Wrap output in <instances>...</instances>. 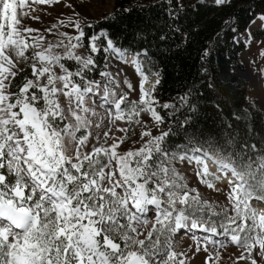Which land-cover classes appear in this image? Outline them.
Listing matches in <instances>:
<instances>
[{"label": "snow or ice", "instance_id": "6c2138e0", "mask_svg": "<svg viewBox=\"0 0 264 264\" xmlns=\"http://www.w3.org/2000/svg\"><path fill=\"white\" fill-rule=\"evenodd\" d=\"M88 9L0 0V264H264V6Z\"/></svg>", "mask_w": 264, "mask_h": 264}, {"label": "rangeland", "instance_id": "374dc122", "mask_svg": "<svg viewBox=\"0 0 264 264\" xmlns=\"http://www.w3.org/2000/svg\"><path fill=\"white\" fill-rule=\"evenodd\" d=\"M115 0H77V2H85L89 4V12L100 18L102 14L108 12L112 9ZM79 10V9H78ZM38 26V25H36ZM258 56L259 53L257 52ZM241 56L246 57L243 62V69L237 70V75L247 82L249 92L248 94L256 99L264 98V82L259 81L255 75L252 74L248 60L253 57L249 55L247 51L241 52ZM198 234V233H197ZM181 245L185 246L186 243L190 242L188 239V235H182L181 237ZM253 258H257L254 257ZM222 264H231V260L228 258V255L222 251L221 253ZM197 264H199V258H197ZM257 264H260L259 259L257 258Z\"/></svg>", "mask_w": 264, "mask_h": 264}, {"label": "trees", "instance_id": "16d2710c", "mask_svg": "<svg viewBox=\"0 0 264 264\" xmlns=\"http://www.w3.org/2000/svg\"><path fill=\"white\" fill-rule=\"evenodd\" d=\"M127 3H128V0H115L113 5H115V7L117 9H119L120 6H121V4H123L124 6H127ZM256 4H257V6H264V4H262V0H256ZM211 15H212L211 13L208 14L209 17H211ZM98 22L101 23V24L106 23V21H104L101 17L98 20ZM201 27H203V25H201ZM208 35H209V32L207 30H205L204 32H202L201 36L197 37L196 39L197 40H200V41H203V40H206L207 39ZM256 36L259 38L260 37V33L257 32L256 33ZM192 57H193V59L195 58V45H194V48H193V51H192ZM239 60H240V56H237L235 58V60H234V64L236 65V70H242L243 69V66H241L239 63H237V61H239ZM189 63H191V61H189ZM168 71L169 72H172L173 71L171 66H169ZM241 84H242L243 88L247 92H249L247 82H245V80L243 78H241ZM165 87L168 88L169 85H165Z\"/></svg>", "mask_w": 264, "mask_h": 264}]
</instances>
